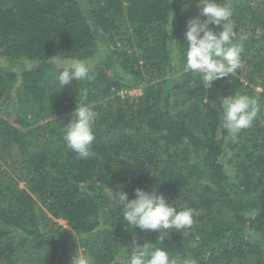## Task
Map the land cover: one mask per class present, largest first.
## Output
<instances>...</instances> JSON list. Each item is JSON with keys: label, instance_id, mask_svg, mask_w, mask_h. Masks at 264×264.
<instances>
[{"label": "trees", "instance_id": "trees-1", "mask_svg": "<svg viewBox=\"0 0 264 264\" xmlns=\"http://www.w3.org/2000/svg\"><path fill=\"white\" fill-rule=\"evenodd\" d=\"M219 2L241 67L208 90L184 71L197 0H0V264H70L77 248L127 264L134 237L159 234L119 222L113 191L137 187L196 213L159 245L175 264H264V0ZM73 58L95 78L60 88L51 63ZM235 93L258 112L233 142L219 100ZM78 104L98 114L94 158L63 139Z\"/></svg>", "mask_w": 264, "mask_h": 264}, {"label": "clouds", "instance_id": "clouds-1", "mask_svg": "<svg viewBox=\"0 0 264 264\" xmlns=\"http://www.w3.org/2000/svg\"><path fill=\"white\" fill-rule=\"evenodd\" d=\"M197 5L199 13L187 21L184 71L198 74L202 86L210 90L215 81L237 74L241 67L242 45L233 42L230 4L220 3L219 0H197ZM213 26H219L220 30L216 31ZM95 63L75 58L61 61L59 66L54 63L55 70L59 72L60 88L73 80H93ZM256 104L254 98L237 93L219 100L221 127L233 142L243 130L252 126L258 112ZM97 116L93 108L78 104L71 121L64 126L63 139L80 159L96 156L93 143ZM113 192L114 206L120 211L119 222L126 229L139 228L142 232L159 233L156 243L146 241L140 244L138 237H134L127 264H175L169 253L159 245L170 231L181 232L190 228L194 223L195 211L192 208L178 210L169 203V199L157 194L155 189L149 192L137 187L134 189V198H129L123 190ZM70 264L96 262L90 254L77 248ZM185 264H195V261L186 260Z\"/></svg>", "mask_w": 264, "mask_h": 264}, {"label": "rangeland", "instance_id": "rangeland-1", "mask_svg": "<svg viewBox=\"0 0 264 264\" xmlns=\"http://www.w3.org/2000/svg\"><path fill=\"white\" fill-rule=\"evenodd\" d=\"M100 58V55L98 56V58L97 59H99ZM96 59V60H97ZM64 60H68V59H64ZM61 61H63V60H53L52 61V65L55 63L57 66H59V63L61 62ZM91 62V61H90ZM31 64L33 65V62H26V61H24V66H28V67H30L31 66ZM12 68H13V70L14 71H16V72H18V71H20V69H22L23 67H22V65L21 64H14V65H12ZM115 73H118V68H116V72ZM121 72H120V70H119V74H120ZM172 77H174V76H172ZM176 79L177 78H174V80L176 81ZM140 92H141V90L140 89H133V90H130L128 93H130L131 95H138V94H140ZM122 94L123 93H125V91H122L121 92ZM5 146H6V144H5V139H4V135H0V161L4 164V162H5V160H7V157H6V154H4V149H5ZM62 224H64V222L63 221H60ZM75 245H77V244H75ZM78 251H81V249H78Z\"/></svg>", "mask_w": 264, "mask_h": 264}]
</instances>
